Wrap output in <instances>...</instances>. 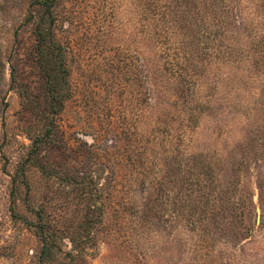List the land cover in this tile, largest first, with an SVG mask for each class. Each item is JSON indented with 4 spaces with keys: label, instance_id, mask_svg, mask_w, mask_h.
Segmentation results:
<instances>
[{
    "label": "rangeland",
    "instance_id": "374dc122",
    "mask_svg": "<svg viewBox=\"0 0 264 264\" xmlns=\"http://www.w3.org/2000/svg\"><path fill=\"white\" fill-rule=\"evenodd\" d=\"M34 3L0 0V264L39 263L38 211L48 264H264V0H58L54 117Z\"/></svg>",
    "mask_w": 264,
    "mask_h": 264
},
{
    "label": "trees",
    "instance_id": "16d2710c",
    "mask_svg": "<svg viewBox=\"0 0 264 264\" xmlns=\"http://www.w3.org/2000/svg\"><path fill=\"white\" fill-rule=\"evenodd\" d=\"M58 0H35L36 5H39L41 8L45 9V12L40 16L37 26L35 29V36L37 40V56H38V65L45 84L44 90L46 92V98L49 105V114L51 117H54L55 114L63 110L64 103L69 98V89H68V79H69V68L67 66V51L63 49L56 38L54 30V20L52 17V11L55 9ZM216 6H221L224 4L225 0H215ZM31 18L33 13L30 14ZM223 57L227 55V52H221ZM222 57V56H221ZM53 118L50 121V124H53ZM49 128V127H48ZM51 131V130H49ZM48 133V132H47ZM47 134H37L31 138L32 141V153L30 156L19 166L18 175H16L13 180V193L16 194L17 188L15 186L17 183L26 185V170L28 163H34V157L36 153L38 154L39 144L45 140ZM51 135V134H50ZM50 137V136H48ZM72 183H76L80 187H83V192L87 191L89 185H86L85 180H71ZM70 181V182H71ZM87 187V188H85ZM14 219H19L17 212L12 211ZM38 222L32 224L28 222V225L33 227L42 242V248L39 255L38 264H48L55 252V246L53 241V235L50 233L51 227L44 222V217L40 211L36 213ZM93 223L91 221L88 224L79 225V230L84 228L85 238L90 239V228ZM70 241L74 247L80 248V245L83 243V237L81 235L69 237Z\"/></svg>",
    "mask_w": 264,
    "mask_h": 264
}]
</instances>
